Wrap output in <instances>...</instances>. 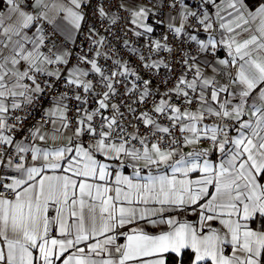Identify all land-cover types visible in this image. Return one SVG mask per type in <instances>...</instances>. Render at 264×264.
<instances>
[{"label":"snow or ice","instance_id":"6c2138e0","mask_svg":"<svg viewBox=\"0 0 264 264\" xmlns=\"http://www.w3.org/2000/svg\"><path fill=\"white\" fill-rule=\"evenodd\" d=\"M0 264H264V0H0Z\"/></svg>","mask_w":264,"mask_h":264},{"label":"crops","instance_id":"0c3cea01","mask_svg":"<svg viewBox=\"0 0 264 264\" xmlns=\"http://www.w3.org/2000/svg\"><path fill=\"white\" fill-rule=\"evenodd\" d=\"M203 146H206V145H203ZM187 150V149H186ZM101 159H102V157H101ZM120 171H122V172H124L125 174H127V175H131L132 174V169L131 168H127V169H120ZM181 219H188V220H190V221H195L196 219H197V217L195 216V215H190V216H186V217H184V216H182V217H180ZM254 227H255V225H253ZM153 231H155V230H153ZM120 242L122 243L123 242V238H121V240H120Z\"/></svg>","mask_w":264,"mask_h":264},{"label":"built area","instance_id":"2783aa9c","mask_svg":"<svg viewBox=\"0 0 264 264\" xmlns=\"http://www.w3.org/2000/svg\"><path fill=\"white\" fill-rule=\"evenodd\" d=\"M2 174H7V173H2Z\"/></svg>","mask_w":264,"mask_h":264}]
</instances>
